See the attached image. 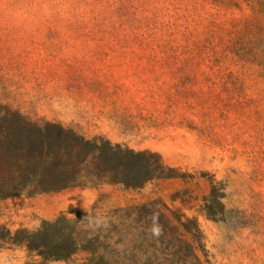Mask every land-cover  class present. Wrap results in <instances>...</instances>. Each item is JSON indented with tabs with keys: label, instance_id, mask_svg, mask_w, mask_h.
I'll return each instance as SVG.
<instances>
[{
	"label": "rangeland",
	"instance_id": "obj_1",
	"mask_svg": "<svg viewBox=\"0 0 264 264\" xmlns=\"http://www.w3.org/2000/svg\"><path fill=\"white\" fill-rule=\"evenodd\" d=\"M92 1L0 0V115L97 144L0 143V264H84L33 231L142 206L181 264H264V0Z\"/></svg>",
	"mask_w": 264,
	"mask_h": 264
},
{
	"label": "trees",
	"instance_id": "obj_2",
	"mask_svg": "<svg viewBox=\"0 0 264 264\" xmlns=\"http://www.w3.org/2000/svg\"><path fill=\"white\" fill-rule=\"evenodd\" d=\"M92 2L88 0L87 6ZM0 143H7L14 150L23 149L22 146L27 144L24 155L29 159H45L51 165L64 163L59 158L49 157L53 143L65 148L97 146L94 140L85 138L71 126L44 117L19 114L0 115ZM84 177L90 178L75 174L67 179L73 185L81 183ZM88 217L77 226L73 221L44 223L33 234L49 238L50 243H60L62 247L52 254L55 256L69 254L75 249L87 250L89 256L84 264H181L180 256L171 246H162V242H170L168 228L162 215L155 210L142 206L135 213L114 211L98 217L93 212Z\"/></svg>",
	"mask_w": 264,
	"mask_h": 264
}]
</instances>
